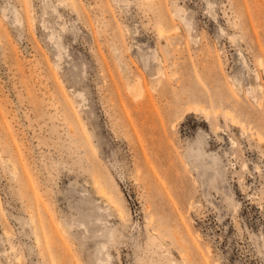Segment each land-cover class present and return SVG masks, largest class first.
I'll return each instance as SVG.
<instances>
[{"label": "rangeland", "instance_id": "obj_1", "mask_svg": "<svg viewBox=\"0 0 264 264\" xmlns=\"http://www.w3.org/2000/svg\"><path fill=\"white\" fill-rule=\"evenodd\" d=\"M0 264H264V0H0Z\"/></svg>", "mask_w": 264, "mask_h": 264}, {"label": "bare ground", "instance_id": "obj_2", "mask_svg": "<svg viewBox=\"0 0 264 264\" xmlns=\"http://www.w3.org/2000/svg\"><path fill=\"white\" fill-rule=\"evenodd\" d=\"M256 7V6H255ZM170 17H173V15H169ZM160 18H168L167 13L163 12L161 14ZM254 19L252 17V23H253ZM165 28L163 27V25L160 27V33L163 34L164 33ZM59 41V40H58ZM140 77H138V79L136 80L135 85L130 87L131 93L134 94L135 98H139L141 95H146L147 93V89L145 88V81L146 78L143 77L142 80L139 79ZM25 168V165H23ZM17 168V167H16ZM98 185L100 186V188L103 191H106V188L103 187V185L101 183L98 182Z\"/></svg>", "mask_w": 264, "mask_h": 264}]
</instances>
